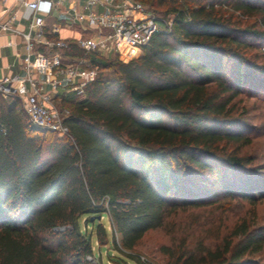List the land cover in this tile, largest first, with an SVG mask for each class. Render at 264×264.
<instances>
[{
  "label": "trees",
  "instance_id": "trees-1",
  "mask_svg": "<svg viewBox=\"0 0 264 264\" xmlns=\"http://www.w3.org/2000/svg\"><path fill=\"white\" fill-rule=\"evenodd\" d=\"M136 1L174 15V28L128 61L67 49L97 66L84 96L64 100L70 137L32 125L20 97L0 93V264H102L82 217L106 216L124 253L178 211L264 198V173L224 148L251 142L233 129L235 105L264 76V0ZM249 223L238 218L214 249H167V264H264L250 258L264 227Z\"/></svg>",
  "mask_w": 264,
  "mask_h": 264
},
{
  "label": "built area",
  "instance_id": "built-area-1",
  "mask_svg": "<svg viewBox=\"0 0 264 264\" xmlns=\"http://www.w3.org/2000/svg\"><path fill=\"white\" fill-rule=\"evenodd\" d=\"M63 1L21 0L25 7L24 16L29 19L33 31V34L31 31L23 33L26 40V52L22 57L25 74L3 75L0 93L20 97L32 125L56 132L60 137H70L65 122L69 110L64 111L54 103L52 89L62 87L74 92L77 98L83 97L86 85L97 76V66H92L86 57L67 53V49L76 45L86 53L118 56L128 61L143 50L160 27L158 17L140 1L86 0L84 11H76L74 19L85 20L91 35L80 36L74 41L48 37L44 29L45 17ZM6 27L7 23L0 22V29ZM59 31V24L51 28V33ZM36 43L43 44L44 48L37 50ZM131 48L136 49L137 54L125 59L124 51ZM47 85H51V89H46Z\"/></svg>",
  "mask_w": 264,
  "mask_h": 264
},
{
  "label": "rangeland",
  "instance_id": "rangeland-1",
  "mask_svg": "<svg viewBox=\"0 0 264 264\" xmlns=\"http://www.w3.org/2000/svg\"><path fill=\"white\" fill-rule=\"evenodd\" d=\"M143 4L150 7L145 3ZM226 7L229 11L232 10L231 5ZM152 13L158 17L160 29L173 30L172 18L174 15H166L161 10ZM237 15L241 16L243 26L254 21V17L249 18L238 13ZM260 49L256 58L258 62L264 65V49ZM130 52L137 54V50H125V59ZM142 52L136 57H139ZM255 52L256 49H253L250 53L253 55ZM251 81L250 78L249 82ZM257 83L261 85L252 94L248 92L252 91L253 87H249V85L243 87L244 93L237 98L235 105L238 109L235 115L238 114L242 122L237 123L233 129L251 137V142L242 146L230 143L227 146L224 145V148L228 152L236 148L238 154L248 158L251 166L264 173V76L263 78L259 77ZM59 107L64 111L69 110V105L64 101L60 103ZM242 217L250 222L251 228L264 227V198H260L256 203L241 198L223 200L217 204L178 211L168 217L163 228L150 230L135 249L125 250L124 253H120L113 243L111 224L106 216H102L99 221L104 224L108 231V241H101L102 234H100L98 227L99 221L87 224L85 217H82L80 222L82 229H86L91 235L93 251L102 264H140L137 258L147 259L152 264H167L170 260L167 249L177 251L181 246L197 252L201 248L206 249V247L214 249L217 244L222 242V238L228 235L227 232L235 221ZM115 239L119 242V236L116 235ZM250 258L264 263V246L259 252L250 255Z\"/></svg>",
  "mask_w": 264,
  "mask_h": 264
},
{
  "label": "crops",
  "instance_id": "crops-1",
  "mask_svg": "<svg viewBox=\"0 0 264 264\" xmlns=\"http://www.w3.org/2000/svg\"><path fill=\"white\" fill-rule=\"evenodd\" d=\"M85 2L86 0H64L55 7L52 13L45 17L46 35L69 41H74L80 36L91 35L85 20L74 19L76 11H84ZM24 13L25 7L21 0H0V22L8 25V27L0 29V78L7 74H25L22 57L26 52V40L23 33H29L31 30L29 19L25 18ZM56 24L60 25L59 33H51V28ZM31 32L33 34V31ZM35 48L41 50L44 45L36 43ZM46 89H51V85H47ZM52 96L54 103L58 106L65 99L76 97L74 92L62 87L52 89Z\"/></svg>",
  "mask_w": 264,
  "mask_h": 264
},
{
  "label": "bare ground",
  "instance_id": "bare-ground-1",
  "mask_svg": "<svg viewBox=\"0 0 264 264\" xmlns=\"http://www.w3.org/2000/svg\"><path fill=\"white\" fill-rule=\"evenodd\" d=\"M126 50H131L132 51V50H136V49L131 48V49H126ZM123 57H124V55H123Z\"/></svg>",
  "mask_w": 264,
  "mask_h": 264
}]
</instances>
